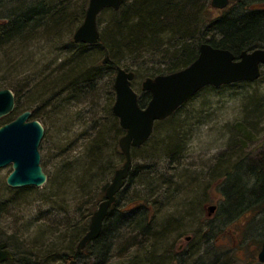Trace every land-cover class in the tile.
I'll return each mask as SVG.
<instances>
[{
  "label": "rangeland",
  "instance_id": "374dc122",
  "mask_svg": "<svg viewBox=\"0 0 264 264\" xmlns=\"http://www.w3.org/2000/svg\"><path fill=\"white\" fill-rule=\"evenodd\" d=\"M15 1L0 0V25ZM69 2L72 17L62 29L47 34L45 24L36 26L23 44L0 41V89L12 87L8 89L17 108L0 118V126L24 111L39 115L37 121L44 128L40 165L47 176L40 187L11 188L6 184L11 165L0 168L1 241L13 258L32 255L36 264H260L264 200L255 192L260 184L253 173L264 170V68L251 86L205 89L175 114L183 134L181 150L172 159L158 149L169 138L170 124L167 119L156 122L148 144L131 151L132 167L117 195L116 216L104 223V229L110 227L106 253L100 257L94 244L77 252L88 226L82 233L78 228L89 225L124 162L118 146L124 132L117 130L119 121L109 112L116 69L133 72L140 64L147 70L162 67L158 64L164 61L152 66L120 55L114 70L102 64L99 46L85 47L86 68L96 73L83 91L71 94L67 85L56 83L80 48L73 34L81 25L83 0ZM218 12L210 0L209 14ZM112 20L108 10L97 17L103 43L112 35ZM143 80L135 78L131 85L139 97L144 93ZM39 83L47 87L44 100L31 98ZM98 136L102 158L92 170H85L91 159L88 149ZM157 143V152L151 155ZM210 207H215L214 212L209 213ZM118 216L124 221L114 226L113 218ZM139 218L147 228L144 231L136 223ZM46 251L65 254V262L41 263Z\"/></svg>",
  "mask_w": 264,
  "mask_h": 264
},
{
  "label": "trees",
  "instance_id": "16d2710c",
  "mask_svg": "<svg viewBox=\"0 0 264 264\" xmlns=\"http://www.w3.org/2000/svg\"><path fill=\"white\" fill-rule=\"evenodd\" d=\"M29 1L16 0L14 2L16 4L9 11L8 18H4L6 21L0 25V41L7 44L14 41L23 44L27 42L26 39L36 26L42 27L46 24V33L51 34L62 29L66 24L65 22L72 17L68 14L72 6L71 2H69L71 0H66V2L64 0L62 3H49L46 1V4H42L40 1ZM85 4L87 5L85 0H83V10L80 16L81 24L87 9ZM230 4L231 6H228V8L218 10L217 15L209 14L210 0H124L118 11L104 9L110 11L113 16V20L110 23L112 35L104 43L103 40L101 41L100 36L96 45L75 43L80 48L71 56L70 60L73 65H70V68L56 83L67 85V91L71 92V94H79L89 82L93 81L96 72L87 70L85 52L83 51L85 47L90 46H99L97 52L99 57H108L107 66L114 70L119 65V63H115V59L120 55L133 58L136 62L140 60L149 61L152 66H154L153 63L164 61L163 64H158L163 65L162 67L157 66V68H154L156 67L155 65L153 68H147V70L143 69L140 64H136V68H133V73L135 78L140 79L170 74L187 67L196 59L201 43H208L215 48L229 50L236 58L243 50L251 51L257 48H264V0H229L228 5ZM127 68L129 67L127 66ZM41 83H39V90L32 93V99H45L47 87L46 84ZM251 85L250 82H239L225 85L221 88ZM8 88L11 89L12 87ZM205 89L215 90L219 88L206 87L201 91ZM192 99L188 100L166 120L170 124L167 128L169 138L163 140V143L165 145L169 143V146H171V143H175L173 150L167 153L169 155L179 153L182 144L181 135L183 132L180 128L183 127V124L181 120L177 121L175 114L180 112ZM148 100V93H143L141 97L138 96V103L142 107L145 106ZM15 111H17V108H15ZM109 112L112 113L111 106L109 107ZM31 118L40 120L39 115L36 113H32ZM115 120L117 121L116 117ZM7 122L10 121L5 123ZM118 128V131H123L120 127ZM100 138L98 136L90 144L88 150L91 159L85 164V170H92L102 158V141ZM148 142L149 140L142 147L146 146ZM158 145L159 143L152 146L151 151H149L151 155H154V152L157 151ZM145 169H147V166L143 170ZM259 169L260 172L255 171L253 173L255 180L260 184L259 190H255V192L264 200V170L258 168L257 171ZM86 173L88 174L89 172L86 171ZM117 195L116 202L118 200ZM98 201L99 197L94 198V205ZM115 204L109 210V215L105 222L116 216H113L115 214V212L113 213ZM123 221L124 219L118 216L115 219L113 218V225L116 226L118 222ZM136 223L139 224L141 230L147 229L140 218ZM87 226L83 225L80 229L78 228V233H82L81 230L84 232ZM108 230H110V227L104 229L103 225L100 236L87 245L88 247L94 244L100 251V257L106 253V246H109L107 244L109 242L106 240L108 238L107 234L110 233ZM143 234L149 233L143 232ZM77 235L78 239L79 234ZM52 254L46 251V258L41 260V263H45V260L46 263L65 262V254H58L55 251ZM74 255L77 257L75 253ZM31 257L29 259L16 257L2 264H36Z\"/></svg>",
  "mask_w": 264,
  "mask_h": 264
},
{
  "label": "water",
  "instance_id": "95a60500",
  "mask_svg": "<svg viewBox=\"0 0 264 264\" xmlns=\"http://www.w3.org/2000/svg\"><path fill=\"white\" fill-rule=\"evenodd\" d=\"M124 0H89L82 24L75 30L76 44L96 45L100 32L97 17L103 9L118 11ZM229 0H211V7L223 10ZM105 57L102 64H106ZM264 68V48L243 50L238 57L229 50L201 43L196 59L187 67L170 74L146 78L141 83L142 92L149 93L145 106L138 103L137 93L132 88L134 73L118 67L114 77L115 100L112 113L125 132L118 140L124 156L122 167L115 171L106 187L104 200L90 218L88 230L77 245V252L95 241L101 233L109 209L116 201L117 193L123 188L131 167L130 149L141 147L151 136L154 123L173 115L189 99L208 86L215 88L238 82L256 81ZM15 107V97L8 88L0 89V118L8 115ZM30 112L24 111L13 121L0 127V168L11 165L12 171L6 178L11 188L40 187L47 176L40 165L39 145L44 136L43 126L29 120ZM215 207H210L209 213ZM13 259L11 251L0 238V263ZM264 264V242L257 255Z\"/></svg>",
  "mask_w": 264,
  "mask_h": 264
},
{
  "label": "bare ground",
  "instance_id": "6f19581e",
  "mask_svg": "<svg viewBox=\"0 0 264 264\" xmlns=\"http://www.w3.org/2000/svg\"><path fill=\"white\" fill-rule=\"evenodd\" d=\"M105 58V57H104ZM174 142L173 143H171V146H169V143H166V145L165 144H163V145H160L159 146V148L158 149H160V151H161V155H164L165 157L167 156V157H173V154H171V155H169V154H167V153H169L170 152V150L172 151L173 150V148H174ZM167 147H169V148H167ZM155 152H157V151H155ZM155 152H154V154H155ZM174 152V151H173ZM131 153V152H130ZM175 153V152H174ZM175 154H177V153H175ZM131 161H132V153H131ZM131 167H132V163H131ZM131 167H130V169H129V171L131 170ZM128 176H129V174L127 175V178H128ZM127 178H126V180H127ZM126 180H125V183H126ZM124 186H125V184H124ZM123 186V187H124ZM123 189V188H122Z\"/></svg>",
  "mask_w": 264,
  "mask_h": 264
},
{
  "label": "flooded vegetation",
  "instance_id": "af4514ba",
  "mask_svg": "<svg viewBox=\"0 0 264 264\" xmlns=\"http://www.w3.org/2000/svg\"><path fill=\"white\" fill-rule=\"evenodd\" d=\"M190 240H191V238L185 239V241H188V242H189ZM182 248H183V245L180 244V245H179V250H182Z\"/></svg>",
  "mask_w": 264,
  "mask_h": 264
}]
</instances>
